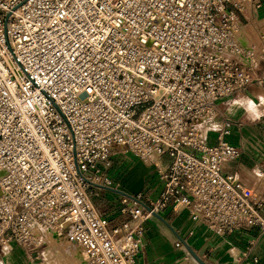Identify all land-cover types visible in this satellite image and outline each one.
Masks as SVG:
<instances>
[{"label":"built area","instance_id":"2783aa9c","mask_svg":"<svg viewBox=\"0 0 264 264\" xmlns=\"http://www.w3.org/2000/svg\"><path fill=\"white\" fill-rule=\"evenodd\" d=\"M252 1L0 0V246L38 258L55 235L86 264H135L168 205L218 235H264V200L221 173L240 157L231 122L213 145L202 130L217 101L264 84V34L239 38ZM115 146L169 164L158 198L121 196L129 219L110 228L91 197L113 186Z\"/></svg>","mask_w":264,"mask_h":264},{"label":"crops","instance_id":"0c3cea01","mask_svg":"<svg viewBox=\"0 0 264 264\" xmlns=\"http://www.w3.org/2000/svg\"><path fill=\"white\" fill-rule=\"evenodd\" d=\"M252 2L259 4H244L239 38L245 46L259 48L264 34V0ZM215 111V117L202 126L207 142L213 145L223 124L230 121L227 142L240 151L236 161L222 165V175H234L264 200V84L252 83L235 90L215 103ZM168 164L166 155L152 163L123 147H113L107 172L113 186L97 188L91 197L98 215L114 228L129 219L128 214L120 213L121 196L142 193L147 200L157 199L163 190L157 169ZM143 227L141 252L135 264H200L198 260L203 264H264V235L259 228L244 227L218 235L193 221L186 210L177 211L171 205L146 219ZM177 241L182 244L179 248L175 247ZM16 250L11 251L14 260H33L31 254Z\"/></svg>","mask_w":264,"mask_h":264},{"label":"rangeland","instance_id":"374dc122","mask_svg":"<svg viewBox=\"0 0 264 264\" xmlns=\"http://www.w3.org/2000/svg\"><path fill=\"white\" fill-rule=\"evenodd\" d=\"M47 243V246L38 250V252H40L38 258H34L36 254L33 252V260L30 261L24 258L25 263H22L21 260H14L11 257V251L15 249L19 250L20 254L24 253V249L15 241L9 242V244H7L8 247L5 246L3 248V252H1L2 244L0 246V264H16L15 262H17V264H86L82 250L78 246L66 243L63 240L57 242L55 239L52 240V244L51 239ZM62 259L68 262L64 263Z\"/></svg>","mask_w":264,"mask_h":264},{"label":"bare ground","instance_id":"6f19581e","mask_svg":"<svg viewBox=\"0 0 264 264\" xmlns=\"http://www.w3.org/2000/svg\"><path fill=\"white\" fill-rule=\"evenodd\" d=\"M53 239H55L57 242H60V241H61L60 237L53 235V236L51 237V244H52V240H53ZM5 246L8 247V245H7L6 243H3L2 248H1V252H3V248H4ZM44 253H45V252H44ZM75 255H76V254H75ZM77 255H78V253H77ZM78 258H79V257H78ZM44 259H45V255H44Z\"/></svg>","mask_w":264,"mask_h":264},{"label":"water","instance_id":"95a60500","mask_svg":"<svg viewBox=\"0 0 264 264\" xmlns=\"http://www.w3.org/2000/svg\"><path fill=\"white\" fill-rule=\"evenodd\" d=\"M155 215H156V214H154V216H155ZM197 260H198V259H197ZM198 262H199L200 264H203V263H202L201 261H199V260H198Z\"/></svg>","mask_w":264,"mask_h":264}]
</instances>
